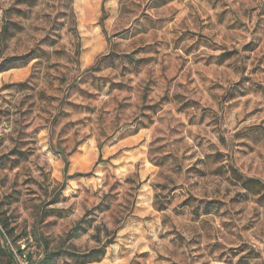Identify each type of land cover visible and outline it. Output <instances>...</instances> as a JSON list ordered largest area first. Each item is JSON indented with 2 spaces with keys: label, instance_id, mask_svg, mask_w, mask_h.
<instances>
[{
  "label": "clouds",
  "instance_id": "1",
  "mask_svg": "<svg viewBox=\"0 0 264 264\" xmlns=\"http://www.w3.org/2000/svg\"><path fill=\"white\" fill-rule=\"evenodd\" d=\"M0 264H264V0H0Z\"/></svg>",
  "mask_w": 264,
  "mask_h": 264
}]
</instances>
